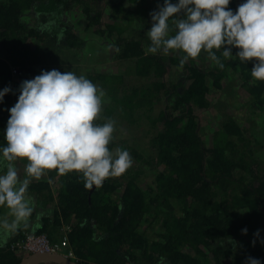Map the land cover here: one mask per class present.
<instances>
[{
	"label": "trees",
	"instance_id": "trees-1",
	"mask_svg": "<svg viewBox=\"0 0 264 264\" xmlns=\"http://www.w3.org/2000/svg\"><path fill=\"white\" fill-rule=\"evenodd\" d=\"M92 1L47 0L35 6L36 0H0V90L6 86L13 90L0 104V130L5 129L7 110L19 94L20 84L13 86L10 64L19 66V83L48 71L45 62L57 38L45 40L46 30L26 28L22 12L77 10L86 15L88 25L97 27V34L115 36L114 59L132 61L131 74L148 82L126 91L120 89L121 75L87 74L99 88L119 95L109 96L103 120L95 123H105L116 110L121 121L130 125L139 127L143 118L150 131L146 132L150 133L149 153L143 154L126 140L112 139L109 150L115 155L117 148L126 149L133 162L102 186L86 187L80 173L61 175L56 170L31 181L32 216L27 227L0 245V264H19L31 255L19 247L26 235L45 236L55 245L66 238L65 250L80 264H244L247 256L264 264V249L252 245L264 219V82L251 76L255 61L224 58L221 49L216 55L224 68L210 60L203 69L196 63L203 54L181 64L183 53L178 51L165 56L147 53L142 38L121 37L126 30L123 25L102 24L103 12L109 9L128 16L132 10L125 2L134 3L138 18L149 23L146 0H112L96 12ZM242 2L231 0L229 7L235 10ZM63 37L62 44L70 49L80 44L67 30ZM172 71L179 72L178 80H168ZM231 76L238 77L252 99L256 119L251 139L246 136L248 128L232 115L223 117L219 129L207 135L196 114L218 106L211 92H220L223 81ZM0 145H5L3 132ZM15 163L22 168L26 161ZM3 171L6 167L0 168V174ZM149 172L152 182L145 188L143 180ZM47 205H52V212L43 215L41 209ZM8 214V208L0 206V216L12 219ZM64 226L68 232L60 237ZM152 226H158V233H147L146 227ZM242 228L248 229L247 234H241ZM228 238L236 242L235 247Z\"/></svg>",
	"mask_w": 264,
	"mask_h": 264
},
{
	"label": "clouds",
	"instance_id": "clouds-1",
	"mask_svg": "<svg viewBox=\"0 0 264 264\" xmlns=\"http://www.w3.org/2000/svg\"><path fill=\"white\" fill-rule=\"evenodd\" d=\"M230 3L231 0H163L162 6L157 5L149 14L148 51L181 52V64L206 52L223 69L216 55L223 49L220 53L224 58L255 61L251 76L264 82V0H243L235 10ZM232 49L238 50L235 56ZM12 91L9 86L0 90V104ZM16 91L17 100L7 110L5 145H0V165L6 167L0 174V206H6L12 217L0 216V245L22 226H28L33 212L28 188L33 179L39 180L49 170L61 175L76 172L82 175L86 187H100L107 178L122 175L133 162L126 149L117 148L115 155L109 150L115 122L109 119L103 124L95 123L105 93L86 76L42 70L22 81ZM16 161H26L23 179L18 175ZM247 231L242 228L241 234ZM260 231L257 229L254 236L259 237ZM228 242L236 246L230 238ZM244 264L262 261L247 256Z\"/></svg>",
	"mask_w": 264,
	"mask_h": 264
},
{
	"label": "rangeland",
	"instance_id": "rangeland-1",
	"mask_svg": "<svg viewBox=\"0 0 264 264\" xmlns=\"http://www.w3.org/2000/svg\"><path fill=\"white\" fill-rule=\"evenodd\" d=\"M111 1L112 0H93L91 9L93 12L100 11V8L104 9V7L109 5ZM146 1L147 7L145 15L146 19L148 18L150 20L149 23H147V20L146 22H142V20L138 18V9L134 3L125 2L124 5L129 6L132 10L128 16H125L124 14L117 15L112 13L111 9H109L108 11L106 10V13L103 12L102 24L103 22H106L109 24L117 23L118 26L123 25L126 30L121 37L129 38L135 36L137 38H142L144 40V50L148 53L149 46L146 43V40L149 41V39L146 35V32L151 26V18L149 14L156 10L157 5L162 6L163 0ZM36 2L37 3L35 6L38 4H46L47 0H36ZM172 2L175 3L176 0H172ZM57 18L59 19V22H55ZM21 22L26 28L38 30L42 29L43 31L46 30V35L48 38H44L45 40H49L50 36L56 35L57 38H55L52 44V54L47 57L48 60L45 62L46 65L44 66L48 71L52 69H57L61 72L72 71L78 76L99 73L108 75H121L123 78V83L120 86V89L126 91L134 88L144 87L148 83L146 80H142L141 78L131 74L130 70L133 67L132 61H121L114 59L115 47L113 45V41L115 36L106 38L105 36L97 34V27L88 25L86 15L82 12L73 10L67 13L59 14L57 10L40 12L26 10L22 12ZM66 30L67 32L74 33L79 40L80 44L76 48L70 49L67 47V45L64 46L62 44L64 38L63 35L65 34ZM235 51L236 49H232V54ZM158 53L165 56L168 52L161 50ZM201 54H203V60L199 59L196 61V63H198L204 69L209 66L210 59L208 58V54L206 52H202ZM10 70L12 74L13 86L20 84V79L18 78L20 76L19 66H12L10 64ZM179 77V72L172 71L168 80L176 81L179 79ZM166 80L167 78L164 79V81ZM102 90L105 93V96L103 97V106L110 95L119 96L116 90H112L110 93L104 89ZM211 93H213L210 96L213 99V104H217L218 106L203 113L198 114L196 112L198 119L201 121V128L203 129L204 133L211 135L213 130L219 129L223 117L232 115L234 119H237L239 123L245 125L248 128L249 131L246 136L251 139V134H254L252 127L254 126L253 124L256 119L255 110L254 107L251 106L252 99L249 95H247L244 89L241 88V83L238 77H229L228 80L223 81V86L220 92L216 93L213 91ZM158 106L160 107L161 104ZM113 115L114 116L111 118V120L115 122L113 139L126 140L133 147H138L143 152V154L149 153L148 137L150 131L149 128H147L144 119L141 118L143 122H140L139 127H137V123L130 125L122 122L121 120H123V117L118 115V110H116ZM97 120H103L102 111ZM256 130L257 129H255V131ZM147 131L149 132L146 133ZM2 132H4V130ZM2 132L0 130V133ZM256 136L257 135L255 132V137ZM258 139L261 141V138ZM6 163L7 162H4L5 165ZM16 164L17 163H15V167L17 169L18 175L21 179H23L25 176L24 166L21 168L19 164ZM3 167V165H0V168ZM4 172L5 171H3V173ZM32 181L36 180L33 179ZM143 182L145 188L151 184V172L148 173ZM51 206L52 205H47V208L41 209L44 210L43 215L51 214ZM259 227L261 230L259 237H257L256 240L254 239L252 245L264 249V219ZM68 229L69 228L67 226L60 228L58 232L59 236H65ZM146 229L148 234L158 233L159 230L158 226H152L151 228L146 227Z\"/></svg>",
	"mask_w": 264,
	"mask_h": 264
},
{
	"label": "built area",
	"instance_id": "built-area-1",
	"mask_svg": "<svg viewBox=\"0 0 264 264\" xmlns=\"http://www.w3.org/2000/svg\"><path fill=\"white\" fill-rule=\"evenodd\" d=\"M66 246V238H64L59 244L55 245L50 244L45 236L37 235H26L23 243L19 245L22 250L29 254H60L68 259H72V254L65 250Z\"/></svg>",
	"mask_w": 264,
	"mask_h": 264
},
{
	"label": "water",
	"instance_id": "water-1",
	"mask_svg": "<svg viewBox=\"0 0 264 264\" xmlns=\"http://www.w3.org/2000/svg\"><path fill=\"white\" fill-rule=\"evenodd\" d=\"M42 263L80 264L60 254H31L26 258H24L19 264H42Z\"/></svg>",
	"mask_w": 264,
	"mask_h": 264
}]
</instances>
